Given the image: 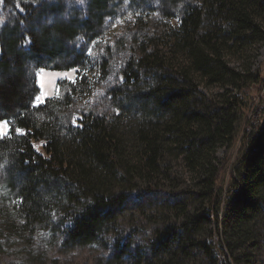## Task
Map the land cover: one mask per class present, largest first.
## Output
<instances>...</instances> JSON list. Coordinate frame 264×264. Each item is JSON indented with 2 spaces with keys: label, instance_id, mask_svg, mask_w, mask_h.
<instances>
[{
  "label": "trees",
  "instance_id": "trees-1",
  "mask_svg": "<svg viewBox=\"0 0 264 264\" xmlns=\"http://www.w3.org/2000/svg\"><path fill=\"white\" fill-rule=\"evenodd\" d=\"M263 44L264 0H0V260L264 264Z\"/></svg>",
  "mask_w": 264,
  "mask_h": 264
},
{
  "label": "rangeland",
  "instance_id": "rangeland-1",
  "mask_svg": "<svg viewBox=\"0 0 264 264\" xmlns=\"http://www.w3.org/2000/svg\"><path fill=\"white\" fill-rule=\"evenodd\" d=\"M74 7V6H73ZM253 53L250 54L249 56L252 57L251 58V67L253 70H257L259 71V73H262L264 71V44L261 46V48L259 49L256 57H253ZM233 62L230 63L231 66H237V61L234 58ZM75 78V71L71 70V71H50V70H38L36 72V81H37V85H38V89H39V94L37 95L35 101L37 102V99L39 97H41L42 95H45V99L49 98V97H53V96H57L60 95V92L58 90V82L59 80H69L72 81ZM257 89L255 86H251V89L249 92H247V95L251 98H257ZM100 91L97 92V95L95 97H91L90 98V102H93L96 98L99 97ZM44 100L40 101L39 103L43 102ZM255 103L257 102L254 101ZM248 112V117L250 116V111ZM248 119V118H247ZM246 119V120H247ZM244 123V121H243ZM9 130V127L4 129V133L0 134V136L5 135ZM242 132H243V127L240 129L239 133H238V137H237V141H236V145L234 146V148H232L231 150L227 151L224 148H220L217 153V159L222 160L224 157H227L228 160L224 166V171L222 172L220 178L223 180V188L224 190L227 187V181H228V172L231 169V165L234 163L236 155H237V150H238V145L240 142V138L242 137ZM219 179V184L220 180ZM51 257H49L50 259ZM80 258V257H79ZM11 260H9V258L7 257H1L0 260V264H8ZM18 262L21 261V257L19 260H17ZM59 264H81L79 262V260H76L74 258H72L71 256H67V257H59L58 258Z\"/></svg>",
  "mask_w": 264,
  "mask_h": 264
},
{
  "label": "snow or ice",
  "instance_id": "snow-or-ice-1",
  "mask_svg": "<svg viewBox=\"0 0 264 264\" xmlns=\"http://www.w3.org/2000/svg\"><path fill=\"white\" fill-rule=\"evenodd\" d=\"M45 95H42L41 97H39L37 99V105L38 106H39V102L40 101L45 100ZM77 119H79V118H77ZM7 127H10L8 125L7 120H0V134H3L4 133V129L7 128ZM17 133L23 135V134H25V130H23V129L22 130H19V131H17Z\"/></svg>",
  "mask_w": 264,
  "mask_h": 264
}]
</instances>
